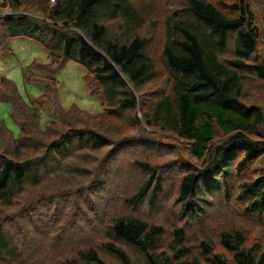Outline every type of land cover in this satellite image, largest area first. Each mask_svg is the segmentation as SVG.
I'll return each instance as SVG.
<instances>
[{
    "label": "trees",
    "instance_id": "obj_1",
    "mask_svg": "<svg viewBox=\"0 0 264 264\" xmlns=\"http://www.w3.org/2000/svg\"><path fill=\"white\" fill-rule=\"evenodd\" d=\"M230 1L226 8L225 0H185L184 7L167 14L164 38L159 44L160 58L169 74L168 89L150 102L141 101L139 90L158 80L162 73L152 53L153 35L151 39L144 34L149 17L138 10L133 0H0V9H11L0 13V47H6L11 39L25 37L44 46L56 73L67 61L82 64L88 73V86L90 74L100 86L101 116L118 118L125 111L141 108L146 124L188 141L196 159H210L206 166L210 173L188 171L180 183L178 200L186 222L193 224L198 217L205 220L208 215L198 199L227 190L237 160L240 174L250 161L264 154V139L257 138L264 110L244 100L246 79L242 73L248 70L264 80V58L250 63L258 50V27L248 0ZM231 51L233 57L227 58ZM26 74L27 78L34 75L32 70ZM47 79L45 96L57 95V79L51 75ZM10 87L11 92H6ZM0 100L10 103L11 116L16 119L18 103L24 99L15 82L1 79ZM56 103L52 106L60 116L82 111L77 106L65 110ZM25 104L27 110L32 109L27 114H33L34 126L39 128L40 108ZM19 128L20 138L15 139L7 125L0 126V150L9 142V147L0 151V260L37 264L29 249L20 254L21 248L6 228L2 209L12 207L27 186H39L49 167L58 170L71 161L74 153L99 151L110 140L104 133L83 127L57 133L48 143L35 139L39 131L31 136L26 127L19 124ZM219 133L224 139L221 146L215 147ZM136 165L150 174L135 193L124 199L138 210L146 197L153 206L164 193V184L150 163L136 161ZM239 197L246 199L247 212L264 215V174L244 181ZM110 221L105 229L107 237L136 251L145 264H201L186 246L182 228L175 230L173 245L165 251L160 247L164 235L161 225L131 214ZM221 242L230 258L214 252L210 242L200 243L204 252L212 256V264H264L262 244H249L243 230L223 231ZM82 247L75 258L64 264H109L96 249ZM106 247L122 264H131L123 248L113 244Z\"/></svg>",
    "mask_w": 264,
    "mask_h": 264
},
{
    "label": "rangeland",
    "instance_id": "obj_2",
    "mask_svg": "<svg viewBox=\"0 0 264 264\" xmlns=\"http://www.w3.org/2000/svg\"><path fill=\"white\" fill-rule=\"evenodd\" d=\"M133 1L138 10L149 17L150 23L144 34L146 33L147 38L153 35L155 48L152 53L158 70L162 73L158 80L139 90L141 101L145 99L150 102L168 89L169 74L160 58L159 44L164 38L165 18L173 10L184 7L186 2ZM225 1L227 8L232 2ZM248 2L259 32L258 50L250 63H258L264 58V0ZM9 11V7L0 9L2 14ZM117 30L115 26V32ZM226 57L232 58V51ZM51 62L52 58L44 46L29 38L17 37L11 39L6 47H0V82L2 78L15 82L24 99L18 103L16 119L11 116L10 103L0 100V126L7 125L14 138L19 139L21 124L30 134L34 135V132L39 131L35 139L48 143L56 138L57 133L70 128L89 127L104 133L110 144L96 152L80 150L58 170L49 167L42 175L39 186H27V191L14 200L12 207L2 209L1 215L7 221L6 228L12 233L10 236L14 237L13 242L21 248L20 254H24L22 251L27 248L37 264H64L66 260L75 258L79 247L83 246V250L90 247L96 249L109 264H122L107 250L106 245L113 244L129 254L131 264H145L136 251L107 237L105 229L110 220L125 214L137 215L161 225L164 235L160 247L165 251L173 245L175 230L182 228L186 233V246L200 259L201 264H212V256L200 247L202 241L210 242L214 252L231 257L221 242V233L225 230H243L247 233L248 243L258 242L262 244L264 251V215L247 212L246 199L239 197L244 181L264 174V154L250 161L240 174L237 160L232 181L230 180L232 183L227 190L221 189L214 196L208 193L204 198L198 199L199 206L208 213L207 218L201 220L198 217L197 222L187 223L182 202L178 200L181 180L186 172L192 170L210 173L206 167L210 159L204 162L203 159H196L190 151L191 144L188 141L157 126L146 124L141 108L137 111H125L118 118L101 116L103 108L100 86L91 74L88 86L85 67L78 62L67 61L63 69L56 73V66L50 65ZM28 70L34 73L30 78H27ZM242 73L246 79L244 100L264 110V80L248 70ZM49 75L57 79V95L45 96ZM12 89L7 88L6 92L10 93ZM55 102L65 110L77 106L82 111L73 110L60 116L52 106ZM25 103L40 108L39 128L34 126L36 121L33 114H27L32 109L28 111ZM258 132L260 136L257 138L264 139V123L260 125ZM223 139L224 136L219 133L214 146L221 144ZM8 147L9 142L0 151L4 152ZM136 161L150 163L157 174L163 177L164 184V193L154 205L146 197L138 210L124 200L135 193L150 176L136 165ZM8 263L0 260V264Z\"/></svg>",
    "mask_w": 264,
    "mask_h": 264
},
{
    "label": "built area",
    "instance_id": "obj_3",
    "mask_svg": "<svg viewBox=\"0 0 264 264\" xmlns=\"http://www.w3.org/2000/svg\"><path fill=\"white\" fill-rule=\"evenodd\" d=\"M51 1H52V3H55L56 0H51Z\"/></svg>",
    "mask_w": 264,
    "mask_h": 264
}]
</instances>
